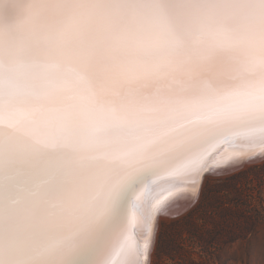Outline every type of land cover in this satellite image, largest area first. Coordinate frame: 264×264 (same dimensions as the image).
<instances>
[{
	"label": "snow or ice",
	"instance_id": "1",
	"mask_svg": "<svg viewBox=\"0 0 264 264\" xmlns=\"http://www.w3.org/2000/svg\"><path fill=\"white\" fill-rule=\"evenodd\" d=\"M190 40L102 77L67 62L0 85V264H147L159 215L186 221L190 196L204 198V174L218 167L208 147H264V61L252 42L207 23ZM244 158L236 150L223 166ZM161 179L173 191L154 199Z\"/></svg>",
	"mask_w": 264,
	"mask_h": 264
},
{
	"label": "clouds",
	"instance_id": "2",
	"mask_svg": "<svg viewBox=\"0 0 264 264\" xmlns=\"http://www.w3.org/2000/svg\"><path fill=\"white\" fill-rule=\"evenodd\" d=\"M38 2L0 0V85L67 62L100 77L110 67L152 62L190 47L202 23L246 37L264 61V0H58L49 10Z\"/></svg>",
	"mask_w": 264,
	"mask_h": 264
},
{
	"label": "rangeland",
	"instance_id": "3",
	"mask_svg": "<svg viewBox=\"0 0 264 264\" xmlns=\"http://www.w3.org/2000/svg\"><path fill=\"white\" fill-rule=\"evenodd\" d=\"M263 158L206 172L204 198L184 211L186 221L159 218L156 236L161 221L163 236L159 246L154 239L149 264H264Z\"/></svg>",
	"mask_w": 264,
	"mask_h": 264
},
{
	"label": "bare ground",
	"instance_id": "4",
	"mask_svg": "<svg viewBox=\"0 0 264 264\" xmlns=\"http://www.w3.org/2000/svg\"><path fill=\"white\" fill-rule=\"evenodd\" d=\"M4 118H6V117H4ZM236 150H244L247 153V155L250 156L251 158H244L239 163H235V164L231 163V161L229 160L228 166H223L225 161L228 160V158L232 157L233 152ZM208 153H210V159H209L208 163H209V165L215 163L218 167L213 172H217V171H221V170H226V168H229V167L230 168L233 167V169H234V166L240 164L243 161H248V160H251L253 158L264 156V147H261L260 145H257L255 147H250L246 142H244L242 140L241 141H237V140L218 141V142H216V143H214L208 147ZM213 172H207V173L209 174V173H213ZM205 175H206V173L204 174V177H206ZM204 177H203V179H204ZM173 184H174V181L172 179H161V180H159L157 182V184L153 187L152 191L149 193L150 197H152L154 199L167 198L169 196V192L173 191ZM201 186H202V183L200 185V189H202ZM196 197H197L196 195L190 196L189 203H188L187 207L185 208V210L192 204V202L194 201V199ZM162 215L175 216V213L161 214L158 217V221ZM157 225H158V222H157ZM155 238L156 237L154 236L152 238V241H151V248H150V251L147 255V264H149L150 256L152 254L151 251L153 249ZM141 243H142V241H141ZM141 259L143 260L144 257L141 256Z\"/></svg>",
	"mask_w": 264,
	"mask_h": 264
},
{
	"label": "water",
	"instance_id": "5",
	"mask_svg": "<svg viewBox=\"0 0 264 264\" xmlns=\"http://www.w3.org/2000/svg\"><path fill=\"white\" fill-rule=\"evenodd\" d=\"M244 162V161H243ZM242 163V162H241ZM230 168V167H229ZM229 168H226V169H229ZM232 168V167H231Z\"/></svg>",
	"mask_w": 264,
	"mask_h": 264
}]
</instances>
